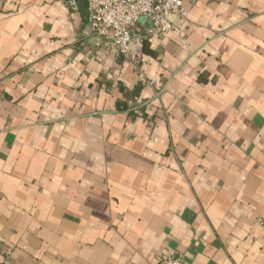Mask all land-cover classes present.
I'll return each instance as SVG.
<instances>
[{
  "label": "crops",
  "instance_id": "1",
  "mask_svg": "<svg viewBox=\"0 0 264 264\" xmlns=\"http://www.w3.org/2000/svg\"><path fill=\"white\" fill-rule=\"evenodd\" d=\"M65 1L0 0V259L264 264V0H187L138 69Z\"/></svg>",
  "mask_w": 264,
  "mask_h": 264
},
{
  "label": "built area",
  "instance_id": "2",
  "mask_svg": "<svg viewBox=\"0 0 264 264\" xmlns=\"http://www.w3.org/2000/svg\"><path fill=\"white\" fill-rule=\"evenodd\" d=\"M187 0H85L87 26L84 39L114 51L115 55L139 68L135 45L155 38L180 34L188 22ZM70 8L76 0H66ZM143 21V22H140ZM142 23V24H141ZM154 85L155 81L150 80ZM160 90L157 91V94ZM264 234V217L258 219ZM10 250L0 264H7ZM157 264H183L181 255H165Z\"/></svg>",
  "mask_w": 264,
  "mask_h": 264
},
{
  "label": "trees",
  "instance_id": "3",
  "mask_svg": "<svg viewBox=\"0 0 264 264\" xmlns=\"http://www.w3.org/2000/svg\"><path fill=\"white\" fill-rule=\"evenodd\" d=\"M145 42V41H144Z\"/></svg>",
  "mask_w": 264,
  "mask_h": 264
}]
</instances>
